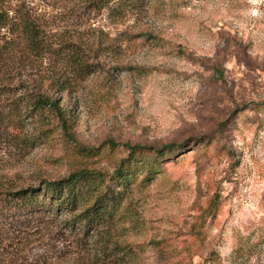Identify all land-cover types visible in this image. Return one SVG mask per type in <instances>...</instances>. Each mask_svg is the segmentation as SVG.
<instances>
[{
	"label": "rangeland",
	"instance_id": "obj_1",
	"mask_svg": "<svg viewBox=\"0 0 264 264\" xmlns=\"http://www.w3.org/2000/svg\"><path fill=\"white\" fill-rule=\"evenodd\" d=\"M0 10L15 16L0 24V192L88 169L96 188L76 213L115 197L96 226L16 209L1 222L0 264H264V0ZM22 12L53 54H24ZM43 92L71 136L27 99ZM127 144L152 150L132 156Z\"/></svg>",
	"mask_w": 264,
	"mask_h": 264
},
{
	"label": "trees",
	"instance_id": "obj_2",
	"mask_svg": "<svg viewBox=\"0 0 264 264\" xmlns=\"http://www.w3.org/2000/svg\"><path fill=\"white\" fill-rule=\"evenodd\" d=\"M118 0H106L107 4ZM106 5V4H105ZM102 6V5H101ZM15 16H11L9 11L0 10V24L7 25ZM18 24L21 30L23 39L24 54L34 57H42L47 53H54V42L46 35L41 24L28 12H22L18 15ZM74 52L75 50H71ZM77 52V51H76ZM72 53L71 61H75L78 67L81 64L80 55ZM27 99L34 103L35 109L38 111H48L56 113L62 122L64 130L69 136V123L65 117L64 111L60 108L57 101H54L51 95L43 93L28 95ZM128 148L132 156H145L147 152L152 150L145 145H129ZM173 145H166L160 149H155L157 154L155 157H162L166 150H171ZM144 159V158H143ZM144 165L150 170L155 168V163L143 160ZM92 171L83 169L73 172L67 177L54 181H44L43 187L30 186L16 191L0 192V226L1 222L16 212V209H26L29 212H45L50 215L68 214V223L75 226H96L101 223L104 216V211L107 207L113 206L115 197L108 196V193H103L98 196L96 201L87 206L82 212L76 213L80 206L87 198L89 190L96 188V181L91 178ZM123 170H120V176H124ZM84 230H87L85 227Z\"/></svg>",
	"mask_w": 264,
	"mask_h": 264
}]
</instances>
